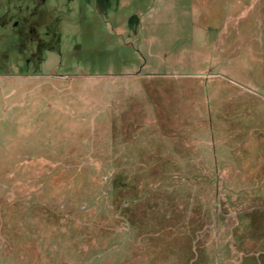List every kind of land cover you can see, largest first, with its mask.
Returning a JSON list of instances; mask_svg holds the SVG:
<instances>
[{"label": "rangeland", "instance_id": "rangeland-1", "mask_svg": "<svg viewBox=\"0 0 264 264\" xmlns=\"http://www.w3.org/2000/svg\"><path fill=\"white\" fill-rule=\"evenodd\" d=\"M0 264H264V0H0Z\"/></svg>", "mask_w": 264, "mask_h": 264}]
</instances>
